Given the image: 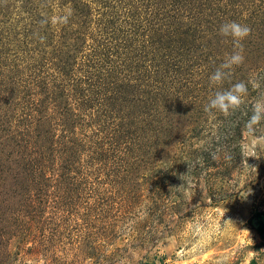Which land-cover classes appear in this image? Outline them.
<instances>
[{"label": "rangeland", "instance_id": "rangeland-1", "mask_svg": "<svg viewBox=\"0 0 264 264\" xmlns=\"http://www.w3.org/2000/svg\"><path fill=\"white\" fill-rule=\"evenodd\" d=\"M258 98L264 0H0V264H264Z\"/></svg>", "mask_w": 264, "mask_h": 264}, {"label": "clouds", "instance_id": "clouds-1", "mask_svg": "<svg viewBox=\"0 0 264 264\" xmlns=\"http://www.w3.org/2000/svg\"><path fill=\"white\" fill-rule=\"evenodd\" d=\"M62 18L63 23H67L68 16ZM251 29L248 25L237 21L222 22L218 29V34L221 37L228 38L232 42L233 50L226 54L223 61L215 68L209 77L210 85H222L225 81L231 79L233 69L244 63V47L243 41L250 35ZM249 84L252 87H258L257 84L249 80L248 83L239 81L232 83L230 87L217 90L213 95L208 97L207 103L204 106V111L213 114L214 110L222 113L225 116L236 111L248 96ZM264 121V98L256 99L251 105V115L245 123V127L249 133L254 132L255 126Z\"/></svg>", "mask_w": 264, "mask_h": 264}, {"label": "trees", "instance_id": "trees-1", "mask_svg": "<svg viewBox=\"0 0 264 264\" xmlns=\"http://www.w3.org/2000/svg\"><path fill=\"white\" fill-rule=\"evenodd\" d=\"M259 225L257 226V227H255L254 229L259 233V234H262L263 233V227H262V225H261V221H259ZM252 264H254V263H252Z\"/></svg>", "mask_w": 264, "mask_h": 264}]
</instances>
